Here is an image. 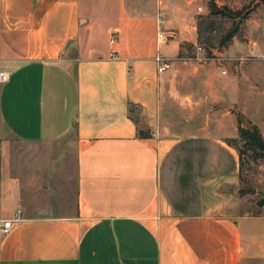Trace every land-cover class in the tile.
Returning a JSON list of instances; mask_svg holds the SVG:
<instances>
[{
	"label": "crops",
	"instance_id": "0c3cea01",
	"mask_svg": "<svg viewBox=\"0 0 264 264\" xmlns=\"http://www.w3.org/2000/svg\"><path fill=\"white\" fill-rule=\"evenodd\" d=\"M206 8L0 0V70L10 75L0 86V207L24 201L25 182L4 170L14 140L60 143L77 157L74 215L24 208L0 264L264 260V215H242L240 156L227 143L239 138L245 103L264 98V66L220 63L259 57L236 37L218 63L185 59ZM160 30L176 37L159 44ZM158 53L171 60L163 74Z\"/></svg>",
	"mask_w": 264,
	"mask_h": 264
},
{
	"label": "rangeland",
	"instance_id": "374dc122",
	"mask_svg": "<svg viewBox=\"0 0 264 264\" xmlns=\"http://www.w3.org/2000/svg\"><path fill=\"white\" fill-rule=\"evenodd\" d=\"M216 2L218 6L242 12L241 18L238 19L240 23L236 40L253 50H259V57L253 61L250 60L252 58H245L244 61L221 60L220 63L226 67L239 66L241 63L264 66V0ZM209 3L210 0H203V5L207 8L199 11L198 45L186 49L184 58L187 60L200 58L202 63H218L220 53H224L233 43L232 40L224 44L226 35L236 23L235 20L211 14ZM250 13L249 18H246ZM198 47H202L203 51H198ZM258 76H263V70ZM258 86L264 88V80L259 82ZM245 109L248 114L246 120L257 125L264 138V98L252 96L249 102L245 103ZM239 146L243 147V143L240 142ZM244 162L240 188L245 194L240 196L241 213L249 216L264 215V154L247 150ZM4 170L17 180L19 186L21 181L25 182V196L20 209L27 208L33 215L39 216L74 215L77 204V157L72 147L56 142L29 143L14 140ZM16 210L15 205L3 203L0 215L4 218L10 217ZM251 264H264V260H253Z\"/></svg>",
	"mask_w": 264,
	"mask_h": 264
},
{
	"label": "trees",
	"instance_id": "16d2710c",
	"mask_svg": "<svg viewBox=\"0 0 264 264\" xmlns=\"http://www.w3.org/2000/svg\"><path fill=\"white\" fill-rule=\"evenodd\" d=\"M209 9L211 11V14L215 15H220V16H225L229 17L235 20V24L233 29L226 35L225 37V42H231L234 37H236V32L239 27V20L241 18L242 12L241 11H234L231 10L230 8L227 7H219L216 0H210L209 3ZM250 14H247L245 17L249 18ZM198 30L200 34V29H199V22H198ZM200 36V35H199ZM229 42V43H230ZM184 46V45H183ZM238 123H239V138L237 140H228L227 143L229 145H232L237 148L240 156V183L242 181V172L244 169V156L246 155L247 150H252L255 152H261L264 154V138L258 128L257 125L252 124L249 120H246L243 116L238 115ZM248 125L246 127V125ZM148 135L145 132H141L140 136H146ZM243 143V147L239 146V143ZM245 192L240 188L239 190V195L243 196Z\"/></svg>",
	"mask_w": 264,
	"mask_h": 264
},
{
	"label": "built area",
	"instance_id": "2783aa9c",
	"mask_svg": "<svg viewBox=\"0 0 264 264\" xmlns=\"http://www.w3.org/2000/svg\"><path fill=\"white\" fill-rule=\"evenodd\" d=\"M175 37V33L166 34L162 30L158 32L159 44H164L169 40L174 39ZM112 40H114V38ZM198 51H203V48L198 47ZM155 61L159 74H163L171 68V60L161 55L160 53L157 54ZM9 80L10 75L5 71L0 70V86L6 84L7 82H9ZM22 221H24V213L20 208L16 210L12 218L7 219L0 215V246L2 244V241L13 231L15 226L20 224Z\"/></svg>",
	"mask_w": 264,
	"mask_h": 264
}]
</instances>
